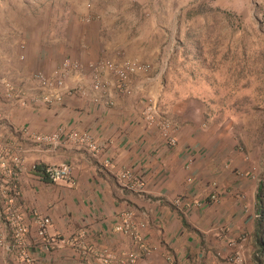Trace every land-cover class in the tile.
<instances>
[{
	"label": "rangeland",
	"instance_id": "rangeland-1",
	"mask_svg": "<svg viewBox=\"0 0 264 264\" xmlns=\"http://www.w3.org/2000/svg\"><path fill=\"white\" fill-rule=\"evenodd\" d=\"M41 54L45 59L36 58ZM65 61L81 68L80 75L64 78L74 93L91 87L89 64L138 65L127 76L133 94L123 96L139 104L140 118L165 146L177 142L168 146L159 124L168 122L177 138L180 125L199 124L204 133L220 136V144L231 140L246 166L242 176L264 182V0H0L3 107L23 109L36 101L41 91L33 76L50 77ZM21 78L37 89L34 99ZM99 79L107 91L101 94L112 100L110 89L119 93L117 76L104 70ZM10 88L15 98L6 96ZM19 96L27 104L17 102ZM64 98L39 100L55 108ZM153 103L157 115L147 113ZM141 181L143 190L134 193H144Z\"/></svg>",
	"mask_w": 264,
	"mask_h": 264
},
{
	"label": "crops",
	"instance_id": "crops-1",
	"mask_svg": "<svg viewBox=\"0 0 264 264\" xmlns=\"http://www.w3.org/2000/svg\"><path fill=\"white\" fill-rule=\"evenodd\" d=\"M36 58L45 59L42 54ZM21 80L23 91L34 99L37 89L26 78ZM110 95L113 105L105 109L91 102L93 92L87 86L55 108H47L40 98L23 109L8 110L0 104L6 114L0 120V146L16 144L13 128L21 125L43 134L73 127L105 146L99 157L72 144L54 150L29 145L25 151L28 172L21 180L25 207L50 218V236L68 241L83 231L88 246L86 256L64 244L43 253L33 242L32 224L30 253L37 264H102L94 252L121 255L134 250L127 236L114 231L123 211L134 212L144 242L154 249L138 264H229L225 258L234 251L228 246L231 239L238 241L244 264L264 262V232L258 239L255 230L258 183L248 173L241 175L246 166L240 164L242 156L231 140L222 138L220 144V136L189 122L180 125L177 145L169 149L154 127L149 129L140 118L135 100L114 88ZM105 155L113 162L110 168L98 161ZM42 164H68L71 176L52 184L30 170ZM124 169L141 177L144 193L121 188L116 175ZM178 198L180 206L174 204ZM0 264H8L1 248Z\"/></svg>",
	"mask_w": 264,
	"mask_h": 264
},
{
	"label": "built area",
	"instance_id": "built-area-1",
	"mask_svg": "<svg viewBox=\"0 0 264 264\" xmlns=\"http://www.w3.org/2000/svg\"><path fill=\"white\" fill-rule=\"evenodd\" d=\"M125 66L126 69L123 67L117 68L109 61L89 64L88 70L93 77L90 89L97 93L93 99L94 105L103 109L113 105L112 100L106 94H101V92H107L104 90V83L99 79L100 73L104 70L111 71L117 76V88L120 94H133L128 85L127 76L129 73L140 70V67L134 64L129 67L128 63ZM59 69L50 77L40 72L33 76L41 91L38 98L44 104L60 103L64 95L74 93L73 89L67 90L64 78L70 74L80 75L81 68L79 64L65 61L59 66ZM15 93L17 92L14 91V88H10L6 96L10 99L15 98ZM16 101L22 106L27 104L25 98L20 97ZM147 111L149 114H158L154 103L148 107ZM2 119V114L0 113V120ZM159 125L163 141L168 146H174L177 142L176 132L170 127L168 122H163ZM13 132L18 137L16 144H10V147L7 144L0 146V248L6 256L8 264H37L30 253V226L32 224L35 228L33 242L38 245L41 252L51 253L64 244L76 248L81 255L86 256L88 254V246L84 241L85 233L83 231L74 234L68 241L59 240L48 234V228L51 225V220L48 216L42 215L34 208L25 207L21 180L28 170L24 153L29 148V145L38 149L54 150L67 144H72L76 148L90 153L93 157H99L105 151V146L96 142L88 133L80 132L73 127H58L51 133L42 134L34 133L26 127L19 126L13 128ZM98 161L105 168L113 166V162L108 155L103 156ZM189 163H191V160H189ZM30 170L52 184L66 181L71 176V167L68 164L33 165ZM116 176L122 189L130 192L143 190L142 181L137 174L122 170ZM180 203V198L174 200L176 206H180ZM114 231L127 236L133 244L134 250L121 255L111 254L106 251L94 252L102 261V264H138L140 258L148 257L154 250L143 242L141 233L134 222L133 211H123L119 214ZM237 245L238 243L235 240L231 239L228 241V246L234 250L230 256L225 258L229 264H242V254ZM89 254L92 255L91 253Z\"/></svg>",
	"mask_w": 264,
	"mask_h": 264
},
{
	"label": "trees",
	"instance_id": "trees-1",
	"mask_svg": "<svg viewBox=\"0 0 264 264\" xmlns=\"http://www.w3.org/2000/svg\"><path fill=\"white\" fill-rule=\"evenodd\" d=\"M257 199V214L255 221L256 237L260 239L262 231L264 230V182L258 184V190L256 194ZM182 224L190 228L185 219L182 217Z\"/></svg>",
	"mask_w": 264,
	"mask_h": 264
}]
</instances>
